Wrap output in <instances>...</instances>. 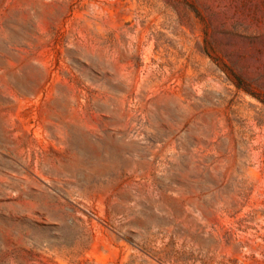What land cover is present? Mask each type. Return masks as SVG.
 Masks as SVG:
<instances>
[{"label":"rangeland","instance_id":"obj_1","mask_svg":"<svg viewBox=\"0 0 264 264\" xmlns=\"http://www.w3.org/2000/svg\"><path fill=\"white\" fill-rule=\"evenodd\" d=\"M0 264H264V0H0Z\"/></svg>","mask_w":264,"mask_h":264}]
</instances>
